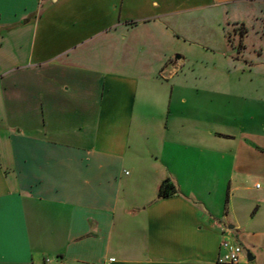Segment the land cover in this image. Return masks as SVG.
Segmentation results:
<instances>
[{
  "label": "crops",
  "instance_id": "crops-1",
  "mask_svg": "<svg viewBox=\"0 0 264 264\" xmlns=\"http://www.w3.org/2000/svg\"><path fill=\"white\" fill-rule=\"evenodd\" d=\"M263 4L0 0V264H219L225 239L264 264V84L162 49L190 17Z\"/></svg>",
  "mask_w": 264,
  "mask_h": 264
},
{
  "label": "rangeland",
  "instance_id": "rangeland-1",
  "mask_svg": "<svg viewBox=\"0 0 264 264\" xmlns=\"http://www.w3.org/2000/svg\"><path fill=\"white\" fill-rule=\"evenodd\" d=\"M248 8L250 7L245 9ZM261 9H264V4ZM235 18H237L238 21H243L247 25H255V29H251L249 33V30L245 28L246 26L244 24H236L234 28L232 22L237 21ZM163 35H166L163 41V55L172 56V60H176L181 56L186 57L192 62V65H187L190 66L189 70L196 68L195 74L204 73L206 69H210L209 67L202 66L200 63L201 59L209 57L219 63L220 73L218 74L221 78L220 80H223V78H225V76H223L224 70L228 69V66L231 64L229 61L233 57L235 60L237 58L236 64L238 65V69L235 71L237 75L236 80H234V82L232 81L236 88H239L238 82L240 80L246 85V81H249L250 78L253 79V88L260 86L261 83L264 84V78L260 76V74H262L260 69L254 70L253 72L248 71L245 76L243 72L244 68H241V65H243V58L255 57L254 59L257 60V55L254 53L250 55V52L255 51V49L251 47L252 45L259 46L260 41L264 40V13L255 18L251 11L247 12V10H243L239 15L233 16L231 13L226 14L221 8L213 11L210 15L202 14L196 19L190 17L187 19L186 25L181 27L180 30L169 29V31L164 32ZM228 39L234 43V47L228 44ZM241 40H245V42L248 43L249 52H244L239 56L237 53V46ZM262 46L264 49V44ZM225 57L228 60H225ZM196 61H198L199 64H196ZM242 255L246 262V256L244 253Z\"/></svg>",
  "mask_w": 264,
  "mask_h": 264
},
{
  "label": "built area",
  "instance_id": "built-area-1",
  "mask_svg": "<svg viewBox=\"0 0 264 264\" xmlns=\"http://www.w3.org/2000/svg\"><path fill=\"white\" fill-rule=\"evenodd\" d=\"M221 230L224 236L229 235V230L226 227H221ZM221 250L224 251V254L219 258V264H239L241 262V256L244 253L241 246L234 244L229 239H225L221 243ZM46 264H49V261Z\"/></svg>",
  "mask_w": 264,
  "mask_h": 264
},
{
  "label": "trees",
  "instance_id": "trees-1",
  "mask_svg": "<svg viewBox=\"0 0 264 264\" xmlns=\"http://www.w3.org/2000/svg\"><path fill=\"white\" fill-rule=\"evenodd\" d=\"M177 193V189L173 183H171L169 180L164 181L158 192V199L163 200V199H168L175 195Z\"/></svg>",
  "mask_w": 264,
  "mask_h": 264
},
{
  "label": "snow or ice",
  "instance_id": "snow-or-ice-1",
  "mask_svg": "<svg viewBox=\"0 0 264 264\" xmlns=\"http://www.w3.org/2000/svg\"><path fill=\"white\" fill-rule=\"evenodd\" d=\"M0 227H2V220H0ZM0 242H2V237H0Z\"/></svg>",
  "mask_w": 264,
  "mask_h": 264
},
{
  "label": "water",
  "instance_id": "water-1",
  "mask_svg": "<svg viewBox=\"0 0 264 264\" xmlns=\"http://www.w3.org/2000/svg\"><path fill=\"white\" fill-rule=\"evenodd\" d=\"M248 261H252V259H251V256H250V255H248Z\"/></svg>",
  "mask_w": 264,
  "mask_h": 264
}]
</instances>
